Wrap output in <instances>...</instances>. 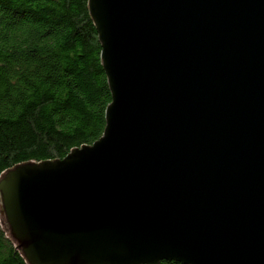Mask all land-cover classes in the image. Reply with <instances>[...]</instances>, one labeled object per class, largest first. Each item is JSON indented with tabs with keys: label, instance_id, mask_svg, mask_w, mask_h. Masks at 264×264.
<instances>
[{
	"label": "water",
	"instance_id": "obj_1",
	"mask_svg": "<svg viewBox=\"0 0 264 264\" xmlns=\"http://www.w3.org/2000/svg\"><path fill=\"white\" fill-rule=\"evenodd\" d=\"M101 136L0 176L29 264H264V0H88Z\"/></svg>",
	"mask_w": 264,
	"mask_h": 264
},
{
	"label": "trees",
	"instance_id": "obj_2",
	"mask_svg": "<svg viewBox=\"0 0 264 264\" xmlns=\"http://www.w3.org/2000/svg\"><path fill=\"white\" fill-rule=\"evenodd\" d=\"M109 102L88 0H0V176L90 145ZM0 264H29L4 216Z\"/></svg>",
	"mask_w": 264,
	"mask_h": 264
},
{
	"label": "rangeland",
	"instance_id": "obj_3",
	"mask_svg": "<svg viewBox=\"0 0 264 264\" xmlns=\"http://www.w3.org/2000/svg\"><path fill=\"white\" fill-rule=\"evenodd\" d=\"M3 216L4 214H3V209L1 205V199H0V222L2 223V225H3Z\"/></svg>",
	"mask_w": 264,
	"mask_h": 264
},
{
	"label": "bare ground",
	"instance_id": "obj_4",
	"mask_svg": "<svg viewBox=\"0 0 264 264\" xmlns=\"http://www.w3.org/2000/svg\"><path fill=\"white\" fill-rule=\"evenodd\" d=\"M2 186H0V189H1Z\"/></svg>",
	"mask_w": 264,
	"mask_h": 264
}]
</instances>
